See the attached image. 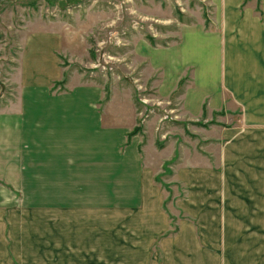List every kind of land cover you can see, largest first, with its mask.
Returning a JSON list of instances; mask_svg holds the SVG:
<instances>
[{
    "label": "crops",
    "instance_id": "1",
    "mask_svg": "<svg viewBox=\"0 0 264 264\" xmlns=\"http://www.w3.org/2000/svg\"><path fill=\"white\" fill-rule=\"evenodd\" d=\"M245 1L216 7V30L217 15L225 28L244 21L239 37L232 31L235 40L204 44L195 36L205 40L214 33L181 31L192 37L186 36L190 47L157 62L171 77L160 72L156 92L165 99L175 95L194 68L177 93L184 112L197 118L206 103L212 113L229 97L249 120L244 126L263 129L253 147L264 154V0L251 1L240 15ZM31 94L30 106L0 110V264H102L104 242L125 243L128 264H264V223L257 222L264 216V189L196 186L202 174H184L178 166L174 177L183 188L172 195L156 182L163 161L150 164L155 140L145 141L147 129L137 132L140 114L131 96L132 107L116 112L101 108L104 93L96 85L49 94L41 107L38 94ZM239 133L221 137L223 181L231 174L225 168L229 150H238L242 160L244 142H251L243 127ZM116 211L125 221H103L102 213Z\"/></svg>",
    "mask_w": 264,
    "mask_h": 264
},
{
    "label": "rangeland",
    "instance_id": "2",
    "mask_svg": "<svg viewBox=\"0 0 264 264\" xmlns=\"http://www.w3.org/2000/svg\"><path fill=\"white\" fill-rule=\"evenodd\" d=\"M251 1L257 0L245 1L240 15ZM222 5L223 0H0V110L16 103L14 107L30 106L26 102L31 93L38 94L41 107L46 106L49 94L96 85L104 93L102 109L117 112L132 107L127 102L128 96L132 97L140 114L137 132L142 135L147 129L145 141L155 140L150 164L156 168L159 160L163 161L156 182L172 195L183 188L174 177L178 166L183 173L195 169L202 174L196 186L264 189V154L253 147L259 145L256 134L263 129L244 126L249 120H244L242 110L229 97L224 108L212 113L206 103L202 116L186 114L177 93L192 79L194 68L186 71L182 77L185 85L175 95L165 99L156 92L160 72L161 77H171L155 66L157 62L161 63L165 54L178 57L190 47L186 36L192 37L182 30L214 33L205 40L195 36L204 44H222V37L235 40L233 30L239 37L237 28L244 25L241 17L225 28L224 17L217 15L220 26L216 30V7L219 11ZM258 10L256 15L261 16L259 5ZM169 47L173 49L157 54ZM59 74L60 80L48 82ZM64 77H68L67 84H62ZM114 95L115 102L109 106ZM240 127L251 142H244L242 160L236 157L238 150H229L225 168L231 174L223 181L225 142L221 137H239ZM169 202L168 212L172 210ZM102 214L103 221H125V213L119 211ZM260 220L257 222L264 223V216ZM262 231L264 235V228ZM262 246L264 249V241ZM102 264H128L127 245L104 242Z\"/></svg>",
    "mask_w": 264,
    "mask_h": 264
},
{
    "label": "trees",
    "instance_id": "3",
    "mask_svg": "<svg viewBox=\"0 0 264 264\" xmlns=\"http://www.w3.org/2000/svg\"><path fill=\"white\" fill-rule=\"evenodd\" d=\"M65 79L62 81V84H67L68 82V77H64ZM183 84V83H182ZM182 94V92H180Z\"/></svg>",
    "mask_w": 264,
    "mask_h": 264
}]
</instances>
